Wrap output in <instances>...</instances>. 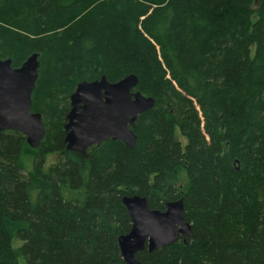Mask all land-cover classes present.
Returning <instances> with one entry per match:
<instances>
[{
    "label": "trees",
    "instance_id": "16d2710c",
    "mask_svg": "<svg viewBox=\"0 0 264 264\" xmlns=\"http://www.w3.org/2000/svg\"><path fill=\"white\" fill-rule=\"evenodd\" d=\"M32 52L46 133L32 148L0 131V264H125L132 194L158 210L182 198L192 229L186 243L144 247L141 263L264 264V0H0V59L18 67ZM130 73L155 99L133 148L66 149L76 84Z\"/></svg>",
    "mask_w": 264,
    "mask_h": 264
},
{
    "label": "water",
    "instance_id": "95a60500",
    "mask_svg": "<svg viewBox=\"0 0 264 264\" xmlns=\"http://www.w3.org/2000/svg\"><path fill=\"white\" fill-rule=\"evenodd\" d=\"M38 53H30L18 66L10 58L0 59V131L18 130L29 147L36 148L45 136L42 115L32 111V91L38 78ZM138 77L127 74L109 82L104 75L91 81H80L69 95L70 108L64 123L66 149L85 154L87 147L108 139L121 140L129 148L136 141L137 116L155 102L151 96L135 89ZM131 226L117 237L125 264H143L136 259L138 251H153L174 243H184L192 234L191 224L184 218L183 199L167 201L163 210L151 209L139 194L121 198Z\"/></svg>",
    "mask_w": 264,
    "mask_h": 264
},
{
    "label": "rangeland",
    "instance_id": "374dc122",
    "mask_svg": "<svg viewBox=\"0 0 264 264\" xmlns=\"http://www.w3.org/2000/svg\"><path fill=\"white\" fill-rule=\"evenodd\" d=\"M181 140L184 141L183 138H181ZM33 159H34V156L32 155L31 151H25L21 155V162H22L23 167L25 168L26 171H29L32 169ZM58 159H59V153L48 154L44 160V168H46L50 164L55 163ZM185 183H186V176H185V173L183 171H181L179 174V184L181 187L182 186L184 187ZM13 243L15 246L20 245V241H18L16 238H13ZM19 261H20V264H24L22 258H19Z\"/></svg>",
    "mask_w": 264,
    "mask_h": 264
},
{
    "label": "flooded vegetation",
    "instance_id": "af4514ba",
    "mask_svg": "<svg viewBox=\"0 0 264 264\" xmlns=\"http://www.w3.org/2000/svg\"><path fill=\"white\" fill-rule=\"evenodd\" d=\"M66 122V121H65ZM65 136V135H64Z\"/></svg>",
    "mask_w": 264,
    "mask_h": 264
}]
</instances>
